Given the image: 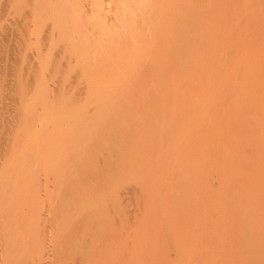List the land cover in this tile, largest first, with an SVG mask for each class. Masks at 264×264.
Returning <instances> with one entry per match:
<instances>
[{
	"label": "rangeland",
	"instance_id": "obj_1",
	"mask_svg": "<svg viewBox=\"0 0 264 264\" xmlns=\"http://www.w3.org/2000/svg\"><path fill=\"white\" fill-rule=\"evenodd\" d=\"M182 3H184L182 24L184 28L183 31H185L182 36L184 42L182 47V68H184V73L182 72L183 75L181 74V77L176 80V82H179L178 84L182 83L181 85L185 86L182 88V92L177 90L179 94H181L180 98L178 92H176V94L171 92L172 95L169 98L162 96V100L165 104L166 102H171V105L166 104V106H170L168 108L169 110L167 109V114L170 112L167 117L169 116L170 119L164 117V121L165 119L168 121H166L168 125L166 124L165 126H168L167 129L169 128L167 131L165 127L166 131L164 134L166 136L160 132L161 135L165 137L159 138V136L155 138L156 140L150 142V140H152L151 138L149 139V143L142 142V144H138L139 141L137 139H135L137 144L131 140H129L130 144H126L123 141L126 146L122 145L124 146L122 149L120 145L122 143H117V145L119 144L121 146V149H114L117 150L115 152L111 149L118 146H115L116 142L113 138L110 137L111 139H108L107 137L108 141L103 138L104 141L99 142L97 141L96 134V137H94L95 140H92L93 142L95 141V144L93 143L95 148L92 151L83 154L80 152L81 155L74 154L72 157H75V155L76 157L69 159L66 157V154L56 156L58 154L53 153L54 147H57L55 143L44 145L33 144L32 141L30 144L31 141L29 139L33 136L35 138L36 136L27 133L30 137L27 139L24 133L34 130V132L36 131L39 134H45L46 137L47 135L49 136L48 133H51L53 138H55L54 135L55 132H57L55 130L57 127L60 128L62 124L63 127L58 129V132H60L61 129L62 131L66 129L68 131L64 132L66 131L64 130L63 132L65 134L70 133L72 128H70L69 124L73 121L72 119L75 120L78 115L76 116V113L73 115L74 112H70V114H72L71 116L74 117H72V119L70 118L71 116H69V112L67 111L72 108V105H69L68 102L70 96L72 99L71 101H73V98H75L74 94H77V96L80 95L82 91H79V87L83 86L81 81L87 78L86 75V77H82L84 73H80L82 71L81 67H76L78 61H75V63L77 62L75 64L73 62L75 59L72 60L70 58L77 57L75 52H77L78 55L80 53H78L79 50L81 53L85 50H82L81 47H78L79 50L76 47L75 49H77V51L74 50V52L73 49L65 50L66 48L73 47L64 45V42H67L66 37L72 36L71 33L60 34V36L57 35L61 38L60 42L46 46L47 48L42 44L41 45L45 48L41 47L40 44L38 46L32 41L29 43L26 41L27 38L37 33V28L31 27L25 29L27 23L21 18L20 12L18 10L10 12L7 8L6 0H0V264H264V0H184ZM213 19L215 22H213ZM40 21L43 20L40 19ZM217 23L220 25L218 26ZM204 25L213 29L210 30L204 27ZM62 38H65V40H62ZM211 38L213 39L211 40ZM218 38L220 42L216 41ZM206 39L209 42L206 41ZM235 40L237 41L236 43ZM204 41H206V43ZM227 41L228 43H226ZM206 44H208V46ZM62 46H65V49H63ZM206 46L207 49H205ZM202 47L204 48L201 52ZM61 48L65 50L67 54H64L63 51L62 53L60 51ZM72 53L73 56L70 57L69 60L68 57L71 56ZM20 54H24V57H22V55L20 56ZM227 55L231 59H229ZM42 56L45 57V60H41L43 58ZM90 57L93 59L92 56ZM205 57H207L206 61ZM52 59L55 61H50ZM210 59L216 64H213ZM65 60H67L72 67L75 66L77 70L81 69L79 73L75 71V67V70L73 68V70H71L70 68L68 69L70 73L67 72L68 75L72 74V76L77 72L78 75L76 74L75 76L77 79L81 74L79 81L74 77L73 79L71 75L69 76L70 79H67V73L65 74L63 71L60 72V66L58 67V71H55L54 68L58 66H56V64L61 62L59 65L63 66L67 63ZM71 63H73L74 66ZM70 65L67 63V66ZM78 65L81 66V63H78ZM206 65H208V68ZM64 66L61 67V70L65 67L67 68V66ZM200 69H203V71L201 72ZM146 71L144 70L143 72V79L149 78L147 75L148 72L149 75H151L150 78H154V76L157 75L155 72L150 74L152 70ZM61 73H63L66 78H64ZM29 74L32 75L30 80ZM17 75H20V77L23 76V78L21 79L17 77ZM157 78H154V80ZM18 80H20V83ZM72 80L75 82L78 81L80 84L82 83V85H76ZM87 80L88 79H85V83ZM61 81L64 82V85L68 81H70L69 84L67 83L68 85L72 84L71 86H73L74 83L73 87H76L71 90H75L77 86H79L77 88L79 90L76 89L72 91L75 92L72 98V94L69 92V87L71 86L67 84L64 86L62 84L65 87L64 89H69H66L69 95L65 91L68 96L65 94V101H63L66 102V97H68V102H66L68 105L55 97L56 94L58 95V92H61L63 89V86L60 85ZM151 82L153 81L151 80ZM201 82H204V84ZM26 83H29L30 86L33 85L32 88L34 90L32 91L30 87L32 91H30V93L28 90L29 88H26L28 91V93L27 91L26 93L28 95L30 93L31 100L34 98V101L28 99V101H24V103H27L26 105L29 106L30 103L28 104V102L34 103L36 100V103H31L32 106L29 107L32 109L29 110L26 106V110H29H27L28 112L23 111L22 108L25 107L23 102V105L17 103L21 102L24 94L23 92H25L24 88L28 85L25 86ZM173 83L171 84L173 85ZM20 84L22 87H20ZM86 84L84 85L85 87L88 86H86ZM115 84L116 86L111 85L110 87L113 89L114 95V98H111L112 100L116 97V100H123L122 102L124 103V99L127 100L129 98L131 100L133 97L134 100H132L137 104L135 98H138V96L134 97L133 95V92L137 90L135 83L125 82V88L123 89L117 86V81ZM153 84H155V82L152 83V85ZM139 85L141 84L139 83ZM145 85L147 86V84ZM203 85L205 88H203ZM59 86H61L62 89H60ZM56 87L58 88V92L57 89L56 92L52 90ZM85 87L81 89L86 92L85 96L88 98L85 96V98H82L81 95H84V92H82L79 97L82 98H80L81 100L87 99L88 102H85V100L84 102L81 101V103L83 102L82 104L80 103L82 107L81 105L79 106L83 109V112L84 110L86 112L87 108L91 109H87L89 112L93 111L92 109L95 108L93 111L94 113H92V116L94 114L93 117L95 118L100 115V112H97L98 114L95 112L99 109L96 108L99 106L97 105L99 103V97L95 94L96 96L91 95L90 99L89 95L91 93H87L88 90ZM140 87L139 89H141ZM188 87H190L191 91ZM143 88L148 89L145 87ZM152 88L149 89L152 90ZM180 88L181 87H179V89ZM22 89L24 91H22ZM204 89L206 94H204ZM51 90L54 92L53 94ZM26 93L25 95L27 96ZM152 93L150 94L152 95ZM60 94L61 93H59V95ZM62 94L61 96L63 97ZM147 94L149 93L147 92ZM145 95L146 92L144 96ZM151 95H149V99H151L149 103L155 100ZM157 95L160 94L158 93ZM157 95L154 96L157 97ZM7 96L8 99L6 98ZM144 96L142 95V97ZM172 96L177 100L172 101ZM211 96L216 100L218 98V100H213ZM17 97H21L20 101ZM79 97H77V99L75 98V101L78 100L76 105L80 102V99H78ZM96 97H98V99H94ZM10 98L15 101L10 102ZM47 98L53 99L52 102L56 99L55 101H58L57 107L58 103L62 102L64 107L60 103L58 109L67 107V110L65 109L68 114L67 117L66 115V118L64 117V110L62 115L60 114L61 112H59L62 109L57 111V109H55L57 107H51L53 103L50 101L48 104L47 102L49 99L47 100ZM64 98L62 99L64 100ZM144 98L141 102L144 101ZM107 99L109 100L110 98H105V100ZM24 100H26V97ZM96 100L98 101L96 102ZM105 100H103L104 106L107 104ZM118 100L117 102L120 104L121 102ZM130 100L127 101L130 104L129 106L132 105ZM132 100L131 102H133ZM4 101H9L11 105L9 102L6 103ZM117 102L115 101L111 104ZM213 102L216 104L218 102L222 103L223 106L222 104L219 105V103L216 105ZM73 103L75 102L73 101ZM73 103L70 102V104ZM20 104L23 107L20 108ZM111 104L109 105L111 106ZM119 104L118 106L122 103ZM154 104V109L159 106L158 109L160 110L161 105L156 104V106H154ZM178 104L180 106H177ZM211 104L214 105L211 106ZM83 105L84 107L87 106V108L85 107L86 109H84ZM172 105L175 107H173V110ZM175 105L178 108H176ZM90 106L94 108H90ZM135 106L137 107V105ZM141 106H145V103L144 105L142 103L139 109H141ZM203 106L204 108H202ZM12 107H16L17 112H14L15 109H12ZM46 107H49V109L54 108L56 111L52 110L51 115ZM76 107L77 106L73 107V109L78 111ZM80 107L78 108L81 109ZM124 107L126 108V105ZM134 107L133 109H137ZM146 107L150 108L148 104L145 108ZM199 107H201L202 110ZM8 108L10 110L12 109L13 115ZM40 108H45V110H43H47L45 114H48V112L50 114L46 116ZM18 109H22L21 111L27 113L21 114V111L19 112ZM34 109L38 110L34 111ZM123 109L121 110L125 111ZM130 109L132 108L130 107ZM133 109L131 111H133ZM40 110L41 113L43 112L41 116H46H37V118H42L40 120L41 122L43 118L45 120V118L49 116L53 119L54 114L56 118H61L60 115L62 116L61 120L57 119L58 121L63 122V120L66 119L67 123L72 121L68 125L64 124V121V123L60 122L61 124L58 122L60 126H53L51 124L52 119L50 120V118H47L50 123L48 124L49 126H47L46 119V122H42L44 125L46 124L44 127L41 124H36L37 122L34 120L33 124L31 123L34 126L33 129H28L27 127H32V125L30 124L28 126V124H26L27 122L24 123L25 118L35 115L34 113L30 115L29 112L31 113V111H37V114L40 115ZM109 110H111V108H109ZM141 110L139 113L144 112ZM88 111L86 112L87 114L85 113L86 115L89 114L87 117L91 116ZM113 111L114 110L109 111L112 116V113L117 114V112H119L118 110H115L116 112ZM137 111L135 110L136 114L138 113ZM152 111L149 112L152 113ZM164 111L166 110L164 109ZM261 111H263V113ZM13 112L17 114V116L14 115ZM55 112H59V114L57 113L58 116ZM78 112L80 115L82 110ZM126 112L127 115L123 113L126 116L120 118V121L122 119V123L127 122L125 118L130 114L128 110ZM257 112L262 113V115L259 116L260 114ZM147 113L146 111L145 114ZM10 114L15 116V118L12 116L11 118H7L8 116L10 117ZM26 114L29 116L27 115L28 117H25ZM85 114H81V117ZM134 114L135 113L132 115ZM140 114L138 116H140ZM22 115H24V117ZM138 116L134 115L136 120L139 121L137 123L141 122L140 124H142V121H144L142 126L145 125V127H140L142 131L145 132V130H148L154 133L157 131L159 133L158 130H164L163 124L157 127L156 122L153 123L156 124H154L156 126L154 128H157V130H153L154 125L151 126L152 130H149L150 125L153 123L148 126L146 123L149 120L147 121V118L146 120L142 118L138 120ZM16 117H20V120L21 118L24 119L21 120L22 122L24 121V124H22L18 118L17 120ZM35 117L33 119H36ZM87 117H84L87 119L86 123L88 121ZM140 117L143 116L141 115ZM145 117H148V115ZM157 117L156 119H160L159 121H161L162 117L159 118V115ZM3 118H7L8 120L12 119L9 122H12L10 125L15 126V128L17 127L16 124L18 125L19 122H21L23 127H17L19 128L17 131L19 133H15L16 129L9 125L7 119L4 121L5 119ZM78 118H80V116ZM90 118L91 120L94 119L92 117ZM90 118L88 122H91ZM113 118L116 121L115 115ZM129 118L130 116L128 119ZM13 119H16L14 120L16 123L13 122ZM57 120L54 123H57ZM83 120L80 121L83 122ZM114 120H111V123L113 122L114 124ZM136 120H134V122ZM26 121L29 120L26 119ZM31 121L33 120L31 119ZM120 121L118 123L121 125ZM129 122L132 124L131 119ZM149 122L151 123V121ZM162 123L165 124L163 120ZM25 124L28 130L25 129ZM5 125H9L11 128L13 127L15 129V135L21 133L22 135L20 134V138H22V136L26 137V143L28 144V141H30V145H25L26 143L21 144L19 142L20 140H16V138L20 139L18 135V137L15 136L14 139L13 129L11 132L13 135L12 141L10 140L11 137L7 140L6 138L11 135V133L8 134L11 130ZM116 126L118 127V125ZM53 127H55L53 130L54 133H52ZM87 127L92 128V126ZM134 128L132 127V129ZM20 129L22 132L19 131ZM49 129L50 132L48 131L47 133ZM78 130L79 128H76V132L73 131L74 134L77 133ZM85 131L83 127L81 131L83 133L81 134L82 136ZM73 132H71V135ZM81 132L78 131L79 136H81ZM160 133L158 135H160ZM100 134H104L103 131ZM100 134H98V137ZM5 135L9 136L6 137ZM45 135L43 137H45ZM144 135L145 134L141 135V137H144ZM39 136L41 137V135ZM101 136L102 135H100V137ZM104 136L106 135L104 134ZM137 136L138 134L135 137L137 138ZM148 138L146 137V139ZM131 139L133 140V138ZM146 139L144 138L143 140L147 141ZM126 141L128 142V140ZM39 145H41V147ZM111 145L112 148H110ZM18 147L21 148L19 149ZM27 148H31L30 150L32 151ZM44 149L45 151L47 149L49 151L53 149L50 153L54 154V157H52L53 155H49L48 150L45 152ZM62 165H65L67 170ZM58 167L64 169L61 170L60 168L58 169ZM64 170L69 173L67 174ZM56 173L58 177H55V175H57ZM61 180L63 181L61 182ZM79 195H81V197ZM26 220L30 222V228H28L29 222ZM24 222H27V224ZM31 222L34 224H36L35 222H37V224L41 223L42 225L39 226L36 224L37 227L34 228V224Z\"/></svg>",
	"mask_w": 264,
	"mask_h": 264
},
{
	"label": "bare ground",
	"instance_id": "obj_2",
	"mask_svg": "<svg viewBox=\"0 0 264 264\" xmlns=\"http://www.w3.org/2000/svg\"><path fill=\"white\" fill-rule=\"evenodd\" d=\"M184 0H6V5H7V8H8V10L10 11V12H12V11H15V10H18L19 12H20V15H21V18L22 19H24L25 21H26V28L25 29H29V28H31V27H35V28H37V30H38V32L37 33H35L34 35H32V36H29L28 38H27V40L26 41H28L29 43L32 41L33 43H36L38 46H39V44L41 45H44L45 47L46 46H49V45H52L53 43H59L60 42V40H61V38L60 37H58L57 35H59L60 36V34L61 35H63L64 33H67V34H70L71 33V37H66V40H67V42L65 41L64 43V45H66L67 47H69V46H73V47H69V48H66L65 49V46L63 47L62 46V48L63 49H65L66 51L68 50V49H70V50H72L73 49V52H74V50L75 51H77V49H78V47H81L82 48V50H85L84 52H82L81 53V51L79 50L78 51V55H77V52H75V54H76V56L77 57H75V58H73L72 56H73V53L71 54V56H69L68 57V59L70 58V57H72V58H70V59H75V60H73V62L75 63V61H78V63H81V66H79L78 65V63H77V66L76 67H81V69H82V71L80 72L81 74H83L82 75V77L84 78V76L86 75L87 76V78H85V79H88L87 81H88V83H87V81H86V83H85V79H83V81H81L82 83H83V86L86 84V86L87 87H85L88 91H87V93L88 92H90L91 94L89 95V98L91 99V95H97L98 97H99V99H98V97H96V98H94V99H98V100H96V102L98 101L99 103L97 104V105H99V106H95L97 109H98V111H95L96 113L97 112H100L99 114L100 115H98V116H96L95 118L93 117L94 116V114H93V116H92V113H94L93 111L95 110V108L94 107H91L90 106V108H94V109H92L93 111H88V110H91V109H88L87 108V106H85L84 107V105H83V108L84 109H86V112L88 111V113H90L91 114V116H89V117H87L88 115H86L87 113L85 112V110H84V112H83V109L81 108L82 107V103L84 102V100H81L82 98H88L87 96H85V91H83L82 89L84 88L83 86H81V87H79V86H77V88L79 87L80 88V90L79 89H77V90H79L80 92L82 91V92H84V95H81V93H80V95L82 96V98L81 97H79L80 95H79V93H78V95L79 96H77V94H74L75 95V98L77 99V97H79L78 99H80L79 101V103H78V105H76V103L78 102V100H76L75 101V98H73L74 97V95H73V93H75V92H72V91H75V90H71L72 88L74 89L75 87H73L74 86V83H73V86H71V85H68L69 84V82L70 81H68L66 84L68 85V86H71V87H69V89L71 90H69V89H67V90H69V92L72 94V98H73V101L75 102V103H73V101H71L72 99H71V96H70V100H69V102L67 101L68 100V97H66V102H68V104L69 105H72L71 107L72 108H70L67 112H69V116H71L72 114H70V112L71 113H73V115L76 113V116L78 115V117L80 116V118H78V117H76L75 118V120L74 119H72V117L73 116H71L70 118L73 120H68V121H70L69 123H67V119L66 120H63L64 119V117H65V115H66V117H67V112H66V108L67 107H65L64 109H62V108H59L58 109V107H59V105H60V103H61V105H62V102L63 101H65V98H64V96H65V94H66V89H64L65 87V85H64V82L63 81H61V83H60V85H62L63 87V89L61 88V86H59L60 87V89H62V91L61 92H58V88L56 87L55 89H52L53 91H55L56 92V89H57V92H58V95H59V93H64L65 91V93L64 94H62L63 95V97L61 96V94L59 95V96H61V97H59L57 94H56V96L55 97H57L58 98V100L59 101H61L62 100V102H60V103H58V107H57V102L58 101H53L52 102V100L54 99V97H53V99L51 100L50 98H47V100L49 99V101L47 102L48 104H49V102L51 101L52 103H53V105H51V107H53L54 106V108L55 107H57V108H55V109H57V111H59L60 109H62V110H60L59 112H61L60 114H62L63 113V110L65 111L64 112V117H63V122L62 121H58L59 119L61 120V118H62V116L60 115V117L61 118H59V117H55L54 115H53V119L52 118H50L51 116H49V117H47L48 119L50 118V120L52 119V125L53 126H60V124L61 123H64V121H65V123L64 124H66V125H68L69 124V126H70V128H72L71 130H70V128H68V126H67V128L70 130V133H67V134H65L64 132H67L68 130H66V129H64V130H66V131H62V129H61V131L60 132H58L59 130L58 129H60V128H62L63 127V124L61 125V127L59 128V127H57L56 128V130L55 131H57V132H55V138H53V135H51V133H48V131L50 132V129L49 130H47V133L49 134V136L47 135V137H46V135L45 134H43V133H37L36 131L34 132V130H32L33 129V122H34V120L37 122L36 124H41V125H43L44 127L46 126V124L44 125V123H42V122H46L45 120L47 119V118H45V120H44V118H43V120H42V122L40 121L42 118H40V117H44L45 115L46 116H48L51 112H52V110H54V111H56L54 108H52V109H49V107H50V105H49V107L47 108L46 107V109L47 110H49V112H48V114H45L46 113V111H43V110H45V108H40V109H42V111L44 112H42L43 114H45L44 116H41V110H40V115L39 114H37V111L36 112H33V111H31V113L29 112V114L31 115L32 113H34L35 115L32 117V116H29L28 114H26V116L25 117H28L29 116V118H25V122L24 123H26V124H28V126L31 124L32 125V127H27L28 129L29 128H32L31 130L33 131H31V132H26V133H24V135L27 137V139L28 138H30L29 137V135L28 134H32V136H33V134L37 137H35L34 138V136L33 137H31L29 140L31 141H28V144L26 143L27 142V139H25L26 137H23L22 136V138H20V136L22 135L21 133V135L20 134H17L18 136H19V138L20 139H18V138H16V140H20L19 142L21 143V144H25V145H30L31 143H32V141H33V144H50V143H55L56 144V146L57 147H54V150L53 149H51V150H53V153H55V154H58V155H56V156H59V155H65L66 154V157L67 158H75L76 157V155H75V157H72V156H74V154H80V152H81V154H83V153H86V152H89V151H92L95 147V141L93 142L92 140L94 139V137H96V134H97V141H104V139L106 140V141H108V139H111V138H113L114 139V141L116 142V144H115V146L117 145V143H122V144H120L121 146L122 145H124V143H128V144H130V142H129V140H131V141H134L135 142V139H137L139 142H138V144H142V142H144V143H149V139H151L152 138V140H150V142L151 141H153V140H156L155 138H158L159 136V138H161V137H163L165 134V131H166V129H167V127L168 126H165L167 123H166V119H170L169 118V116L167 117V115L170 113H168L167 114V109L170 107V106H168L169 104L171 105V102L169 103V102H166V104H168L167 106H166V104L164 103V101L162 100V96H165V98H169L172 94H171V92L173 93L174 92V94H176V92H178V91H181L182 92V88H184V86L183 85H181L182 83H180V84H178L177 82H176V80H178L180 77H181V74L183 75V71H184V68H182V54H183V50H182V47H183V44H184V42H183V39H182V36H183V32H185V31H183L184 30V28H183V24H182V18H183V4L184 3H182ZM224 5V4H223ZM228 6V5H227ZM230 8H231V6H230ZM224 9V8H223ZM234 9V8H233ZM245 9V8H244ZM237 11V10H236ZM258 11V10H257ZM256 11V12H257ZM226 13V12H225ZM260 13V12H259ZM223 16V15H222ZM227 17V16H226ZM259 17V16H258ZM228 18V17H227ZM40 19L41 20H43V21H40ZM226 19V18H225ZM230 19V18H229ZM234 21V20H233ZM257 21V20H256ZM212 22V21H211ZM213 22H215L214 21V19H213ZM230 22V21H229ZM218 23H219V21H218ZM217 23V24H218ZM223 23V22H222ZM227 23V22H226ZM225 23V24H226ZM207 25V24H206ZM220 24H218V26H219ZM224 25V24H223ZM227 25V24H226ZM210 26V25H209ZM204 27H206V28H209L210 30L211 29H213V28H211V27H207V26H205L204 25ZM214 27V26H213ZM235 27V26H234ZM216 28V27H215ZM219 29V28H218ZM237 29V28H236ZM206 30H208V29H206ZM238 31V30H237ZM210 32V31H209ZM214 32V31H213ZM241 32V31H240ZM246 32V31H245ZM150 33V34H149ZM215 33V32H214ZM235 33V32H234ZM226 35V34H225ZM229 36V35H228ZM220 37H223V36H220ZM184 38H186V37H184ZM214 38H216V37H214ZM224 38H226V37H224ZM223 38V39H224ZM65 40V38H62V40ZM213 38H211V40H212ZM239 39H240V37H239ZM186 40V39H185ZM221 40V39H220ZM237 40V39H236ZM235 40V43L237 42ZM206 41H208L207 39H206ZM206 41H204L205 43H206ZM216 41H218V42H220L219 41V38H218V40H216ZM215 41V42H216ZM229 41V40H228ZM228 41L226 42V43H228ZM233 41V40H232ZM202 42V41H201ZM200 42V43H201ZM209 42V41H208ZM214 42V41H213ZM225 42V41H224ZM238 42H239V40H238ZM202 44V43H201ZM201 44H199V45H201ZM222 44V43H221ZM41 45V47H44V46H42ZM207 46H208V44H206ZM209 45H211V44H209ZM213 45V44H212ZM224 45V44H223ZM231 45V44H230ZM238 45V44H237ZM239 45H240V43H239ZM197 46H198V43H197ZM202 46V45H201ZM201 46H199V47H201ZM207 46H206V48L205 49H207ZM232 46H233V44H232ZM44 47V48H45ZM77 47V49H75ZM198 47V48H199ZM205 47V46H204ZM204 47H202L201 48V52H202V49L204 48ZM230 47V46H229ZM236 47V46H235ZM47 48V47H46ZM61 48V49H62ZM209 48V47H208ZM60 49V51L62 52H64V54H67V53H65V50H61ZM189 49V48H188ZM192 49V48H191ZM200 49V48H199ZM193 50V49H192ZM191 50V51H192ZM235 50V49H234ZM198 51V50H197ZM207 52H209L208 50H206ZM62 52V53H63ZM200 52V51H199ZM206 52V53H207ZM220 52V51H219ZM23 53V52H22ZM62 53H60V54H62ZM70 53V52H69ZM93 53H95V54H93ZM187 53V52H186ZM203 53H205V52H203ZM210 53V52H209ZM217 53V52H216ZM63 54V55H64ZM92 54V55H91ZM189 54V53H188ZM201 54V53H200ZM22 54H20V56H21ZM59 55V54H58ZM95 55V56H94ZM207 55V54H206ZM60 56V55H59ZM58 56V57H59ZM62 56V55H61ZM75 56V55H74ZM90 56H92L93 57V59L90 57ZM203 56V55H202ZM208 56V55H207ZM209 56H210V54H209ZM212 56V55H211ZM230 56V55H229ZM22 57H24V54L22 55ZM43 57V56H42ZM63 57V56H62ZM227 57H228V55H227ZM226 57V58H227ZM231 57H232V55H231ZM49 58V57H48ZM52 58V57H51ZM207 57H205V61L207 60L206 59ZM229 58V57H228ZM45 60V57H43L41 60ZM56 59V58H55ZM67 59V58H66ZM69 59V60H70ZM203 59H204V57H203ZM216 59V58H215ZM225 59V58H224ZM229 59H231V58H229ZM53 60L54 59H52V60H50V61H52L53 62ZM71 60V61H72ZM198 60V59H197ZM202 60V59H201ZM200 60V61H201ZM208 60H209V58H208ZM211 60V59H210ZM227 60V59H226ZM55 61V60H54ZM61 61V60H60ZM67 63H68V65H70V63L67 61V60H65ZM65 61H62V62H64V63H66ZM204 61V60H203ZM212 61V60H211ZM236 61V60H235ZM198 62V61H197ZM209 62V61H208ZM207 62V63H208ZM213 62V61H212ZM58 63V62H57ZM61 63V62H60ZM60 63H58V64H56V66H57V68L55 67L54 69H55V71H58V67H59V69H60V72L61 71H63V73H67L68 72V69H70L71 68V70H73L74 69V64L73 63H71V64H73V66L74 67H72L71 65V67L70 66H67V63L66 64H64L65 66H67V68L65 67L63 70H61V67H63V66H61V65H59ZM75 63V64H76ZM201 63V62H200ZM215 62H213V64H214ZM218 63V62H217ZM63 64V63H62ZM205 64V63H204ZM203 64V65H204ZM216 64V63H215ZM231 65V64H230ZM55 66V65H54ZM207 66V68H208V65H206ZM205 66V67H206ZM219 66V65H218ZM75 67V71H78V73H79V70H81V69H78L77 70V68ZM200 67V66H199ZM214 67V66H213ZM73 68V69H72ZM147 68V69H146ZM201 68V67H200ZM203 68V67H202ZM211 68V67H210ZM57 69V70H56ZM66 69V70H65ZM70 70V71H71ZM144 70L146 71H148V70H152V72L150 71V74L151 73H156L157 75H155L154 76V78H157V77H159V78H157V79H155L154 80V78L153 77H151L150 78V76L151 75H149V72L147 73V75H148V79H143L142 77L144 76V74H143V72H144ZM199 70V69H198ZM206 70V69H205ZM208 70V69H207ZM64 71H66V72H64ZM146 71V72H147ZM200 71L202 72L203 71V69L201 70L200 69ZM209 71H210V69H209ZM73 72V71H72ZM71 72V73H72ZM183 72V73H182ZM199 72V71H198ZM30 73V72H29ZM63 73H61V74H63ZM68 73H70V72H68ZM68 73H67V75L66 76H68L67 77V79L69 78L70 79V75H71V77L73 78H76L77 79V77H75L76 76V74L78 75V73L76 72V74L74 73V75L72 76V74H69L68 75ZM32 74V73H31ZM81 74H80V76H81ZM21 75H23V74H21ZM63 76H64V74H63ZM80 76L78 77V81H79V79H80ZM85 76V77H86ZM153 76V75H152ZM201 76V75H200ZM17 77H20V75L18 76L17 75ZM30 77H32V75H30L29 74V80H30ZM21 79L23 78V76L22 77H20ZM20 78H18V79H20ZM64 78H66L65 76H64ZM73 78V79H74ZM20 79V80H21ZM66 79V80H67ZM132 79V80H131ZM159 79V80H158ZM204 79H205V77H204ZM212 79V78H211ZM20 80H18V82L20 81ZM29 80H27L29 83H30V81ZM32 80V79H31ZM82 80V79H81ZM130 80V81H129ZM141 80H142V82H141ZM150 80V81H149ZM151 80L153 81V82H151ZM16 81H17V78H16ZM74 80H72V82H73ZM75 82V84L76 85H82V83L80 84V82ZM117 81V86H120V88H125V82H132L133 84L135 83V87H136V89L138 90V93H137V90H136V92L134 91L133 92V95H134V97L135 96H138V98H135L136 99V101H137V104L136 103H134L135 101H133L134 100V98L132 97L131 98V100L133 101V102H131V100L128 98L127 100H125L124 98H122V99H124V101L125 102H127V101H129L130 100V103H132V105L131 106H129L130 104L127 102V103H123L121 100H118V101H120L121 103V105L119 104V102H117V100H116V97H115V99H111V98H114V95H113V89H111L110 87H111V85H115L116 86V84H115V82ZM156 81H159V82H156ZM184 81V80H183ZM182 81V82H183ZM148 82V83H147ZM155 82V84H153L152 85V83H154ZM174 82V83H173ZM175 82H176V84H175ZM199 82V81H198ZM210 82V81H209ZM20 83V82H19ZM29 83H26L25 84V86L28 84L29 85ZM79 83V84H78ZM85 83V84H84ZM139 83L141 84V85H139ZM171 83H173V85L171 84ZM187 83V82H186ZM201 83H203L204 84V82H201ZM212 83V82H211ZM22 84V83H21ZM20 84V85H21ZM30 84H32V83H30ZM145 84H147V86L145 85ZM149 84V85H148ZM157 84V85H156ZM188 84V83H187ZM192 84V83H191ZM199 84V83H198ZM210 84V83H209ZM19 85V86H20ZM23 85V84H22ZM22 85L20 86V87H22ZM26 86L25 88H24V90H25V92H23L24 94H23V97H22V99H21V102H17V103H21L22 104V102H23V104H25L24 103V101L25 102H27L28 101V99H32L31 97H30V93L34 90L32 87H33V85H29V86ZM58 85H59V83H58ZM139 85V86H138ZM145 85V86H144ZM152 85V86H151ZM156 85V86H155ZM179 85V86H178ZM206 85V84H205ZM68 86H66V87H68ZM114 86V87H115ZM141 86V87H140ZM145 87V88H148V89H144L143 87ZM183 86V87H182ZM200 86H201V84H200ZM232 86H233V84H232ZM235 86H237V85H235ZM239 86V85H238ZM24 87V86H23ZM30 87L32 88V91L30 90ZM83 87V88H82ZM109 87V88H108ZM139 87L141 88V89H139ZM152 87H155V88H152ZM157 87V88H156ZM179 87H181L180 89H179ZM29 90V95L27 94L28 93V91H27V89ZM54 88V87H53ZM82 88V89H81ZM149 88H152V90L151 89H149ZM189 89H190V87H188ZM199 88H201V87H199ZM203 88H205V86L203 85ZM85 89V90H86ZM112 91H111V90ZM187 89V88H186ZM236 89V88H235ZM238 89V88H237ZM23 89H22V91H24ZM51 90V91H52ZM90 90V91H89ZM139 90H141V91H139ZM147 90V91H146ZM157 92H156V91ZM159 90V91H158ZM174 90V91H173ZM178 90V91H177ZM193 90V89H192ZM202 90V89H201ZM26 91H27V93H26ZM51 92L52 94L54 93V92ZM64 91V92H63ZM79 91H77V92H79ZM143 91V92H142ZM150 91H152V92H154V93H159L160 95H157V94H154V93H152V92H150ZM190 91H191V89H190ZM204 91H205V89H204ZM69 92H67L68 93V95H69ZM145 92H146V95L144 96V94H145ZM147 92L149 93V94H147ZM180 92V93H181ZM199 93L201 92V91H198ZM25 93L27 94V96L25 95ZM49 93H50V91H49ZM48 93V94H49ZM51 93H50V95H51ZM136 93V94H135ZM144 93V94H143ZM150 93H152V95L150 94ZM202 93V92H201ZM204 93V92H203ZM234 93V92H233ZM22 94V93H21ZM138 94V95H137ZM140 94H142L144 97H146L147 95V99L146 98H144V97H142V95H140ZM157 95V97L156 96H154V95ZM173 94V95H174ZM178 94H179V92H178ZM204 94H206V91H205V93ZM67 94H66V96H68ZM95 95V96H96ZM132 95V96H133ZM149 95H151V97L153 98V99H155V100H152V101H150L151 103H152V105H151V103H149V100H151V99H149ZM210 95V94H209ZM258 95V94H257ZM256 95V96H257ZM2 96H3V94H2ZM17 96V95H16ZM22 96V95H21ZM26 97V100H24L25 99V97ZM47 96H49V95H47ZM52 96V95H51ZM85 96V97H84ZM95 96H93V97H95ZM127 96V95H126ZM160 96V97H159ZM259 96V95H258ZM261 96V95H260ZM4 97V96H3ZM11 97V96H10ZM15 97V96H14ZM13 97V98H14ZM50 97V96H49ZM103 97H104V99H103ZM129 97H130V95H129ZM155 97V98H154ZM173 97V96H172ZM181 97V94H179V98ZM212 98H213V96H211ZM7 99H8V96L6 97ZM18 98V97H17ZM16 98V99H17ZM21 98V97H20ZM20 98H18V100L20 101ZM52 98V97H51ZM59 98H61V99H59ZM62 98H64V100L62 99ZM105 98H110L109 100H110V103H109V100H108V102H107V100H105ZM140 98V99H139ZM143 98H144V101H146V102H141L142 100H143ZM156 98H157V101H156ZM162 100H160V99ZM220 98V97H219ZM15 99V98H14ZM12 100L11 98H10V102H13V101H15V100ZM89 99V100H90ZM94 99H93V102H94ZM138 99V100H137ZM189 99V98H188ZM211 99V98H210ZM223 99V98H222ZM6 100V99H5ZM23 100V101H22ZM103 100H105V102L107 103L106 104V106L107 105H109V104H111L112 102L114 103L115 101L120 105V106H118V104L117 103H115V104H111V106L109 107V106H104V101ZM140 100V101H139ZM168 100V99H167ZM173 100H177V99H174V97L172 98V101ZM212 100V99H211ZM213 100H216V99H214L213 98ZM217 100H218V98H217ZM216 100V101H217ZM17 101V100H16ZM31 101H34V98H33V100H31ZM81 101H83L82 103H81ZM91 101V100H90ZM139 101V102H138ZM182 101V100H181ZM221 101H223V100H221ZM227 101H228V99H227ZM230 101V100H229ZM4 102H6V101H4ZM9 101H7L6 103H8ZM9 102V104L11 105V103ZM66 102H63V103H65V104H67ZM70 102H72L73 104H70ZM85 102H88L87 101V99L85 100ZM92 102V101H91ZM90 102V103H91ZM156 103L157 105H161L162 106V108H161V106H160V110L158 109L159 108V106H157V108L155 107V109H158V110H155L154 109V107H153V104L154 103ZM158 102V103H157ZM159 102H160V104H159ZM163 104H162V103ZM225 102H226V100H225ZM2 103V102H1ZM30 103V104H29ZM31 103L32 104H34V103H36V100H35V102L33 103V102H28V104H29V106H27L26 104H25V109L24 108H22L23 109V111H27L28 109L30 110V109H32V108H29V107H31L32 105H31ZM81 103V104H80ZM90 103H89V105H90ZM138 103H140V104H138ZM142 103H143V105H144V103H145V106H147V104H148V106H150V108L149 107H146L145 108V106H141V109H139L140 108V105H142ZM208 103V102H207ZM211 103H212V101H211ZM214 103V102H213ZM219 103V102H218ZM218 103L216 104V103H214V104H216V105H218ZM224 103V102H223ZM231 103V102H230ZM8 104V105H9ZM20 104V108L21 107H23L22 105ZM56 104V105H55ZM67 104V105H68ZM85 104V103H84ZM137 105V107L135 106V105ZM156 104H154V106H156ZM165 104V105H164ZM179 104H181V103H179ZM177 105V106H180V105ZM209 104H210V101H209ZM214 104H211V106L212 105H214ZM220 104H222V103H219V105ZM9 105V106H10ZM13 105H14V103H13ZM79 105H81V107L79 106ZM87 105V104H86ZM116 105V106H115ZM126 105V108L124 107ZM129 107H128V106ZM137 108V109H133V107L134 106ZM139 105V106H138ZM164 105V106H163ZM203 105V104H202ZM206 105V104H205ZM228 105V104H227ZM233 105V104H232ZM26 106L28 107V109L26 110ZM46 106H48V105H46ZM63 106V105H62ZM66 106V105H65ZM75 106H77L76 108H77V110L79 111L80 110V112H81V110H82V112L80 113V115H79V112L78 111H76L75 109H73V107H75ZM124 108H122V107ZM133 106V107H132ZM152 106V107H151ZM166 106V107H165ZM176 106V105H175ZM176 106V108H178ZM209 106V105H208ZM222 106H223V104H222ZM221 106V107H222ZM231 106V105H230ZM18 107V106H17ZM50 107V108H51ZM61 107V106H60ZM64 107V106H63ZM70 107V106H69ZM68 107V108H69ZM78 107H80L81 109H79ZM105 107V108H104ZM116 107H118V108H116ZM130 107L133 109V111H131L132 109H130ZM134 107V108H135ZM173 105H172V110H173ZM238 107V106H237ZM10 108V107H9ZM8 108V109H9ZM109 108H111V110H114L113 112H116L117 110L119 111V112H117V114H115V113H112L113 114V116L115 115V119H116V121L114 120V118H113V116L110 114L111 112H109V111H111V110H109ZM127 108H129V109H127ZM150 110H149V109ZM166 110V111H164V109ZM175 108V107H174ZM199 108H201V107H199ZM202 108H204V106L202 107ZM202 108H201V110H202ZM215 108V107H214ZM227 108V107H226ZM233 108V107H232ZM12 109H15V111L14 112H17L16 110V107H12ZM11 109V110H12ZM22 109H18V111L20 112ZM66 109V110H65ZM72 109H73V111H72ZM120 109V110H119ZM121 109H123V110H125V111H122ZM128 110V113H130L129 114V116H130V118L128 119V117L127 118H125V120L127 119V122H129V120L131 119V121H132V124H130V122L129 123H127V122H121L122 121V119H121V121H120V118L122 117V118H124L127 114V110ZM139 109V110H138ZM148 109V110H147ZM161 109H162V111H161ZM171 109V108H170ZM206 109V108H205ZM229 109V108H228ZM10 109H9V111H11ZM28 110V111H29ZM35 110H38V109H34V111ZM51 110V111H50ZM76 112H75V111ZM116 110V111H115ZM135 110L139 113V111L141 110V111H144L143 113L142 112H140V113H142V114H140V116L142 115L143 117H140V116H138L139 114L137 113L136 114V112H135ZM154 111V113H153V111ZM169 110V109H168ZM204 110V109H203ZM208 110H209V108H208ZM241 110V109H240ZM264 110V109H263ZM9 111H8V114H9ZM23 111H21V114L22 113H27V112H23ZM121 111H122V113H121ZM146 111L149 113H147V114H145L146 113ZM152 111V113H150V112ZM224 111V110H223ZM13 112V113H14ZM59 112H57L58 114H59ZM126 112V113H125ZM131 112H133V113H135L134 115H137L138 116V120H141L140 118H142V119H145L146 120V118H147V121L149 120V121H151V123L149 122H147L146 124L149 126L150 124H152L153 122H156V124H157V127H160L162 124H163V127H164V130L162 129V131H164V132H162V131H160V130H158L159 131V133L161 132L162 134H164V135H161V133H160V135H158L159 133L156 131L155 133L153 132H151V131H148V130H145V132L144 131H142V129H140V127L142 126V124H143V122L144 121H142V124H140V123H137V122H139V121H137L136 120V117H134V115H132L133 113H131ZM156 112H159V113H156ZM162 114H161V113ZM164 112H165V114H164ZM202 112H204V111H202ZM206 112V111H205ZM218 112V111H217ZM262 113H263V111H261ZM56 113V112H55ZM56 113V114H57ZM66 113V114H65ZM86 113V114H85ZM120 113V114H119ZM123 113H125L126 115H124ZM158 114L159 115V118H161V121H159V120H157L156 119V117L158 116V115H156V114ZM172 113V112H171ZM258 114H260L259 116H261L262 115V113H260V112H257ZM1 114V113H0ZM11 114H12V111H11ZM10 114V117L8 116L7 118H11V116L13 115H11ZM37 114V115H36ZM58 114H57V116H58ZM81 114L83 115V114H85L83 117H81ZM98 114V113H97ZM97 114H95V115H97ZM123 116H122V115ZM150 114H152V115H154V116H152V115H150ZM165 116H164V115ZM14 115H16L17 116V114H15L14 113ZM25 115V114H24ZM24 115H22L23 117H24ZM28 115V116H27ZM51 115H52V113H51ZM63 115V114H62ZM118 115V116H117ZM147 116L148 115V117H145V116ZM163 115V116H162ZM213 115V114H212ZM19 116V115H18ZM36 116V117H35ZM37 116H40L39 118H37ZM45 116V117H46ZM133 116V117H132ZM156 116V117H155ZM172 116V115H171ZM264 116V115H263ZM6 117V116H5ZM13 118H15V116H12ZM21 117V116H20ZM19 117V118H20ZM36 118V119H33V118ZM65 117V118H66ZM84 117H87L88 118V121H89V118L90 117H92V118H94L93 120H91V118H90V121L91 122H88L87 121V123H86V118H84ZM164 117H166V119H165V121H164ZM6 118V119H7ZM18 117H16V119H17ZM18 118V119H19ZM56 118V119H55ZM69 118V119H70ZM74 118V117H73ZM84 120H83V119ZM111 118H113V119H111ZM132 118H133V120H132ZM158 118V117H157ZM262 118V117H261ZM3 119H5V118H3ZM6 119L4 120V121H6ZM16 119H13V122H15L14 120H16ZM17 119V120H18ZM26 119L27 120H29V121H26ZM31 119L33 120V121H31ZM39 119V120H38ZM48 119H47V126H49L48 124L50 123V122H48ZM58 119V120H57ZM78 119H80L81 121L83 120V122H81L80 120H78ZM203 119V118H202ZM2 120V119H1ZM8 120V119H7ZM12 119H10V120H8L7 122H9V121H11ZM21 120H24V119H22L21 118ZM20 119H19V121H21ZM55 120V121H54ZM56 120H57V123H54V122H56ZM111 120H114L115 122H114V124H113V122L111 123ZM125 120H123V121H125ZM134 120H136L135 122H134ZM155 120V121H154ZM162 120H163V122H165V124L164 123H162ZM172 120V119H171ZM18 121V122H19ZM120 121V123H121V125L118 123ZM159 121V122H158ZM22 122V121H21ZM21 122H19V124H20V126H19V124L17 125L16 124V126L17 127H21L22 125H21ZM22 122V124H24ZM28 122H30V123H28ZM40 122V123H39ZM60 124H59V123ZM81 122V123H80ZM168 122V121H167ZM10 123H12V122H9V125H10ZM16 123V122H15ZM54 123V124H53ZM117 123V124H116ZM135 123V124H134ZM158 123H160V124H158ZM204 123V122H203ZM5 124H6V122H5ZM8 124V123H7ZM14 124V123H13ZM26 124H25V129H26ZM145 124V123H144ZM155 123H153L152 125H150V128H149V130L151 129L152 130V128H151V126H153ZM155 124V125H156ZM170 124V123H169ZM175 124H176V122H175ZM259 124V123H258ZM9 125H5V126H8L9 128H10V130L11 131H9V133L8 134H10L11 132H12V129H13V134H14V130L16 129V131H15V133L18 131V129L19 128H15V126H13V125H10V126H13L12 128L9 126ZM15 125V124H14ZM35 125V124H34ZM40 125V126H41ZM116 125H118V127L116 126ZM153 126V130H157V128H154V127H156V126ZM168 125V124H167ZM43 126H41V127H43ZM51 126V125H50ZM87 126H92V128H88ZM137 126V127H136ZM8 127H7V129H8ZM23 127V126H22ZM52 127V126H51ZM83 127L85 128V133H84V135L82 136L81 134H83L81 131H82V129H83ZM132 127L134 128V127H136V128H134V129H132ZM139 127V128H138ZM143 127H145V125H143L142 126V128ZM163 127H161V128H163ZM165 127H166V129H165ZM76 128L78 129L79 128V132H81L80 133V135L82 136H79V133H78V131H77V133H75L74 134V132H76L75 130H76ZM88 128V129H87ZM129 128H131V129H129ZM138 128V129H137ZM160 128V129H161ZM205 128V127H204ZM235 128V127H234ZM22 129V128H21ZM21 129L19 130V131H21ZM28 129H26V130H28ZM45 129V128H44ZM55 129V127H53V129H52V133H54L53 132V130ZM75 129V130H74ZM80 129H81V131H80ZM169 129V128H168ZM168 129H167V131H168ZM201 129V128H200ZM199 129V130H200ZM208 129V128H207ZM232 129H233V127H232ZM236 129V128H235ZM9 130V129H8ZM103 131V133L106 135V136H104V134H100L102 131ZM133 130H134V132H133ZM135 130H137V131H135ZM139 130V131H138ZM141 130V131H140ZM144 130V129H143ZM203 130V129H202ZM74 131V132H73ZM131 131H132V133H131ZM148 131V132H147ZM211 131V130H210ZM240 131V130H239ZM6 132V131H5ZM22 132V131H21ZM45 132V131H44ZM61 132H63V133H61ZM71 132H73V134L71 135ZM99 132V133H98ZM138 134V136H137V138L135 137L137 134ZM143 134H145L144 135V137L142 136L141 137V135H143ZM206 132V131H205ZM1 133V132H0ZM7 133V132H6ZM6 133H4V134H6ZM17 133H19V132H17ZM28 133V134H27ZM35 133H37V134H35ZM46 133V132H45ZM133 133H135V134H133ZM146 133H148V134H146ZM172 133V132H171ZM27 134V135H26ZM77 134V135H76ZM98 134H100V135H102L101 137H100V135H99V137H100V140H99V137H98ZM152 134H156V135H152ZM167 134V133H166ZM204 134V133H203ZM17 135H15L14 134V139H15V136H17ZM39 135H41V137L39 136ZM45 135V137H43ZM134 137H133V136ZM146 135H151L150 137L149 136H146ZM3 136V135H2ZM6 137L7 136H9V135H5ZM17 136V137H18ZM104 136V137H103ZM166 136V135H165ZM164 136V137H165ZM263 136V135H262ZM5 137V138H6ZM11 137V138H10ZM43 137V138H42ZM107 137H108V139H107ZM111 137V138H110ZM146 137L148 138V139H146ZM8 138H10V140L11 139H13V135H12V133H11V135L9 136V137H7L6 139L8 140ZM33 138V139H32ZM104 138V139H103ZM131 138H133V140L131 139ZM141 138V139H140ZM146 139L147 141H144L143 139ZM154 138V139H153ZM205 138V137H204ZM34 139H35V142H34ZM4 140V139H3ZM95 140V139H94ZM118 140H119V142H118ZM126 140H128V142L126 141ZM140 140H141V143H140ZM159 140V139H158ZM12 141V140H11ZM89 141H90V143H89ZM105 141V142H106ZM123 141H124V143H123ZM126 141V142H125ZM8 142V141H7ZM29 142H30V144H29ZM113 142V141H112ZM114 142V143H115ZM134 142H133V144H134ZM15 143H17V142H15ZM94 143V144H93ZM17 144H19V143H17ZM20 144V145H21ZM135 144H137L136 142H135ZM24 145V146H25ZM108 145H110V144H108ZM119 144L117 145L118 147H115V148H112V145H111V147L110 148H112L111 150L113 151L114 149H117V150H119V149H121V146H120ZM33 146V145H32ZM40 147H41V145H39ZM39 146H37V147H39ZM120 146V147H119ZM124 146H126V145H124ZM124 146H122V149H123V147ZM140 146V145H139ZM143 146V145H142ZM174 146V145H173ZM29 147V146H28ZM138 147V146H137ZM146 147V146H145ZM224 147V146H223ZM19 148V147H18ZM21 148V147H20ZM19 148V149H20ZM50 148H52V147H50ZM49 148V149H50ZM176 148V147H175ZM22 149H23V147H22ZM27 149H29V148H27ZM31 149V148H30ZM29 149V150H30ZM38 149V148H37ZM215 149V148H214ZM34 150V149H33ZM48 150V149H47ZM47 150L45 151V149H44V151L45 152H47ZM51 150L49 151V155H53L52 157H54V154H51L50 152H51ZM117 150H114L115 152L117 151ZM179 150V149H178ZM206 150V149H205ZM23 151V150H22ZM28 151V150H27ZM30 151H32V150H30ZM101 151V150H100ZM181 151V150H180ZM211 151V150H210ZM36 152V151H35ZM44 152V153H45ZM96 152V151H95ZM111 152V151H110ZM169 152V151H168ZM182 152V151H181ZM214 152V151H213ZM112 153V152H111ZM140 153V152H139ZM164 153H165V151H164ZM163 153V154H164ZM224 153V152H223ZM80 154V155H81ZM113 154H114V152H113ZM202 154V153H201ZM31 155V154H30ZM48 155V154H47ZM142 155V154H141ZM165 155V154H164ZM55 156V157H56ZM169 156V155H168ZM208 156V155H207ZM41 157H42V155H41ZM45 157H46V154H45ZM48 157V156H47ZM65 157V156H64ZM164 157V156H163ZM91 158V157H90ZM211 158H213V157H211ZM41 159V158H40ZM43 159V158H42ZM121 159V158H120ZM168 160V159H167ZM69 161V160H68ZM165 161H166V159H165ZM160 162H161V160H160ZM167 162V161H166ZM145 163V162H144ZM67 164H68V162H67ZM155 165V164H154ZM165 165V164H164ZM66 170H67V168H66V166L65 165H62ZM171 166V165H170ZM68 167V166H67ZM169 167V166H168ZM174 167V166H173ZM172 167V168H173ZM56 168V167H55ZM60 167H58V169H59ZM63 168V169H64ZM163 168V167H162ZM187 168V167H186ZM189 168V167H188ZM61 170H63L62 168H60ZM68 169H69V167H68ZM154 169V168H153ZM57 170V169H56ZM60 170V171H61ZM66 170H64V171H66ZM180 170V169H179ZM184 170V169H183ZM186 170V169H185ZM188 170V169H187ZM53 171H54V169H53ZM165 171V170H164ZM193 171V170H192ZM192 171H190V172H192ZM55 172H57V171H55ZM59 172V171H58ZM62 172V171H61ZM183 172V171H182ZM60 173V172H59ZM66 173L68 174L69 172H67L66 171ZM65 173V174H66ZM177 173V172H176ZM175 173V174H176ZM57 174V173H56ZM185 174H186V172H185ZM184 174V175H185ZM140 175V174H139ZM170 175V174H169ZM173 175V174H172ZM187 175V174H186ZM191 175V174H190ZM209 175V174H208ZM64 176V175H63ZM181 176V175H180ZM210 176V175H209ZM212 176V175H211ZM55 177H58V174L57 175H55ZM66 177V176H65ZM167 177V176H166ZM61 178H63V177H61ZM188 178V177H187ZM191 178V177H190ZM189 178V179H190ZM56 180H58V179H56ZM183 180V179H182ZM63 180H61V182H62ZM181 182V181H180ZM195 182V181H194ZM213 182V181H212ZM56 183H58V182H56ZM188 183V182H187ZM183 185V184H182ZM49 188H50V186H49ZM165 188V187H164ZM163 191V190H162ZM180 191H182V190H180ZM86 193V192H85ZM85 193H83V194H85ZM88 194V193H87ZM209 195V194H208ZM80 197H81V195H79ZM88 196V195H87ZM78 197V196H77ZM103 197V196H102ZM182 197V196H181ZM86 198V197H85ZM188 198V197H187ZM75 199V198H74ZM73 199V200H74ZM115 199V198H114ZM77 200V199H76ZM204 201V200H203ZM210 201V200H209ZM226 204V203H225ZM178 206V205H177ZM227 206V205H226ZM175 210V209H174ZM28 220V219H27ZM26 220V221H27ZM30 220V219H29ZM34 220V219H33ZM32 220V221H33ZM31 221V220H30ZM35 221V220H34ZM157 221V220H156ZM27 222H29V221H27ZM27 222H24L25 224H27ZM38 222V221H37ZM37 222H35L36 224H37ZM32 224H34L33 222H31ZM29 224H30V222L28 223V228H30V226H29ZM36 224H34V228L35 227H37L36 226ZM148 224V223H147ZM154 224V223H153ZM163 224V223H162ZM220 224V223H219ZM37 225H42L41 223L40 224H37ZM150 225H151V223H150ZM141 226V225H140ZM32 227V226H31ZM139 227V226H138ZM39 228V227H38ZM145 228V227H144ZM33 229V228H32ZM86 229H88V228H86ZM153 229V228H152ZM119 230H121V229H119ZM213 230V229H212ZM112 232V231H111ZM131 232V231H130ZM262 233V232H261ZM152 234V233H151ZM207 234H209V233H207ZM109 235V234H108ZM113 235V234H112ZM177 235V234H176ZM227 237V236H226ZM104 238V237H103ZM162 238V237H161ZM263 238V237H262ZM116 239V238H115ZM177 239V238H176ZM173 240V239H172ZM103 241V240H102ZM213 243V242H212ZM133 244V243H132ZM230 244V243H229ZM213 245V244H212ZM211 245V246H212ZM224 245V244H223ZM225 245H227V244H225ZM123 246V245H122ZM135 246V245H134ZM159 247V246H158ZM121 248V247H120ZM135 248V247H134ZM147 248V247H146ZM176 248V247H175ZM213 249V248H212ZM221 249V248H220ZM226 249V248H225ZM180 250V249H179ZM92 251V250H91ZM120 251V250H119ZM129 252V251H128ZM132 252V251H131ZM146 253V252H145ZM175 253H176V251H175ZM218 253V252H217ZM227 253V252H226ZM139 254V253H138ZM216 254V253H215ZM230 254V253H229ZM168 255V254H167ZM201 255V254H200ZM189 256V255H188ZM195 256V255H194ZM219 256V255H218ZM223 256V255H222ZM129 257V256H128ZM133 257V256H132ZM146 257V256H145ZM144 257V258H145ZM183 257H184V255H183ZM196 257V256H195ZM216 257V256H215ZM97 258V257H96ZM176 258H178V257H176ZM185 258V257H184ZM107 259V258H106ZM138 259V258H137ZM156 259V258H155ZM111 261V260H110ZM218 261V260H217ZM126 262V261H125ZM214 262H215V260H214ZM134 263V262H133ZM180 263V262H179ZM188 263V262H187ZM121 264V263H120ZM127 264V263H126Z\"/></svg>",
	"mask_w": 264,
	"mask_h": 264
}]
</instances>
